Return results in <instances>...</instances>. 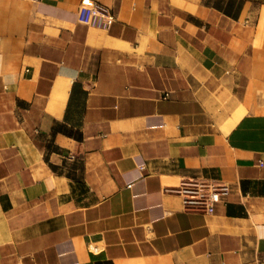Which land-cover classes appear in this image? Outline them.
Masks as SVG:
<instances>
[{"label": "crops", "instance_id": "crops-1", "mask_svg": "<svg viewBox=\"0 0 264 264\" xmlns=\"http://www.w3.org/2000/svg\"><path fill=\"white\" fill-rule=\"evenodd\" d=\"M263 254L264 0H0V264Z\"/></svg>", "mask_w": 264, "mask_h": 264}, {"label": "built area", "instance_id": "built-area-1", "mask_svg": "<svg viewBox=\"0 0 264 264\" xmlns=\"http://www.w3.org/2000/svg\"><path fill=\"white\" fill-rule=\"evenodd\" d=\"M113 15L100 2H94L91 9V24L108 27L113 22ZM179 192L184 196L186 204L203 205L208 211H213L216 203L223 201L230 187L218 181L183 180ZM264 257V254H263Z\"/></svg>", "mask_w": 264, "mask_h": 264}, {"label": "trees", "instance_id": "trees-1", "mask_svg": "<svg viewBox=\"0 0 264 264\" xmlns=\"http://www.w3.org/2000/svg\"><path fill=\"white\" fill-rule=\"evenodd\" d=\"M226 11H227V9H226Z\"/></svg>", "mask_w": 264, "mask_h": 264}]
</instances>
